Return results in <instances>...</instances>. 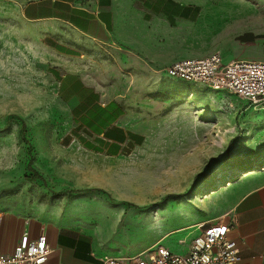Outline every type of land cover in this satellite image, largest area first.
Returning <instances> with one entry per match:
<instances>
[{
	"label": "rangeland",
	"instance_id": "rangeland-1",
	"mask_svg": "<svg viewBox=\"0 0 264 264\" xmlns=\"http://www.w3.org/2000/svg\"><path fill=\"white\" fill-rule=\"evenodd\" d=\"M182 30L194 44L190 59L263 60L264 0H200L199 21ZM38 35L14 0H0V214L86 230L123 256L156 245L184 253L199 232L187 228L196 210L214 215L216 194L264 162V113L165 74L101 85L112 97L129 95V119L143 140L119 159L102 160L71 144L92 139L63 110L58 80L68 69ZM29 162L41 180H28ZM211 176L216 185L200 199ZM181 199L190 206L177 207Z\"/></svg>",
	"mask_w": 264,
	"mask_h": 264
},
{
	"label": "crops",
	"instance_id": "crops-1",
	"mask_svg": "<svg viewBox=\"0 0 264 264\" xmlns=\"http://www.w3.org/2000/svg\"><path fill=\"white\" fill-rule=\"evenodd\" d=\"M14 4L21 19L39 30L40 43L68 69L58 80L59 99L70 122L92 139L71 144L109 161L138 148L143 140L129 119V95L112 97L98 86L164 77L172 63L193 58L194 44L182 36V29L199 21L200 0H14ZM101 77L107 80L100 81ZM244 171L228 186L221 185L225 188L210 207L214 215L197 209L192 218L196 221L187 228L229 215L234 220L229 237L237 243L238 264H264V162ZM187 206L184 199L177 204ZM23 236L45 237L50 254L44 264H102L105 256L133 257L106 250L86 230L0 214L1 256L10 255Z\"/></svg>",
	"mask_w": 264,
	"mask_h": 264
},
{
	"label": "built area",
	"instance_id": "built-area-1",
	"mask_svg": "<svg viewBox=\"0 0 264 264\" xmlns=\"http://www.w3.org/2000/svg\"><path fill=\"white\" fill-rule=\"evenodd\" d=\"M171 79L201 83L213 91L226 92L242 104L264 111V62L224 61L219 54L176 61L164 69ZM228 220L225 221V219ZM234 220L226 215L215 223L197 227L184 254H174L163 245L126 258L103 257L102 264H238L239 249L229 237ZM181 244H183L181 242ZM50 251L44 236L35 240L21 237L10 255H0V264H44Z\"/></svg>",
	"mask_w": 264,
	"mask_h": 264
},
{
	"label": "bare ground",
	"instance_id": "bare-ground-1",
	"mask_svg": "<svg viewBox=\"0 0 264 264\" xmlns=\"http://www.w3.org/2000/svg\"><path fill=\"white\" fill-rule=\"evenodd\" d=\"M232 173H235V169H233L232 171H231ZM230 172V173H231ZM225 176H223L222 175V177L220 178V180H221V182L219 183V186H221V185H224L225 184ZM216 185V179H215V177L214 176H211L209 179H208V184H207V186L205 187V189L202 191V194H201V196H205V195H207L208 194V192L210 191V190H213V187ZM200 196V195H199ZM175 212V211H174ZM162 214V213H161ZM121 221V220H120ZM138 223V222H137ZM121 229V228H120ZM121 232V231H120ZM129 237V236H128Z\"/></svg>",
	"mask_w": 264,
	"mask_h": 264
},
{
	"label": "trees",
	"instance_id": "trees-1",
	"mask_svg": "<svg viewBox=\"0 0 264 264\" xmlns=\"http://www.w3.org/2000/svg\"><path fill=\"white\" fill-rule=\"evenodd\" d=\"M27 169L31 172V176L28 178L30 182H33L35 180H41V177L36 173V171L32 170L30 162L28 163ZM81 192H82L81 190H77L72 193H81Z\"/></svg>",
	"mask_w": 264,
	"mask_h": 264
}]
</instances>
